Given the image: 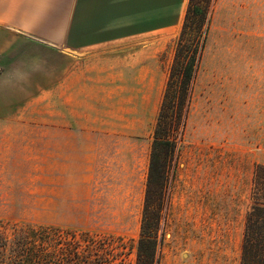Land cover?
<instances>
[{
  "label": "rangeland",
  "instance_id": "1",
  "mask_svg": "<svg viewBox=\"0 0 264 264\" xmlns=\"http://www.w3.org/2000/svg\"><path fill=\"white\" fill-rule=\"evenodd\" d=\"M210 8L179 154L168 172L159 264H238L253 167L264 164V0H213ZM180 29L166 30L158 53L165 79ZM163 87L135 94L133 108L114 110L112 123L41 124L6 142L0 220L135 244ZM134 259L133 248L123 264Z\"/></svg>",
  "mask_w": 264,
  "mask_h": 264
},
{
  "label": "crops",
  "instance_id": "2",
  "mask_svg": "<svg viewBox=\"0 0 264 264\" xmlns=\"http://www.w3.org/2000/svg\"><path fill=\"white\" fill-rule=\"evenodd\" d=\"M187 2L0 0V150L41 124L112 123L135 94L158 92V53ZM37 66L21 85V70ZM16 109L32 115H8Z\"/></svg>",
  "mask_w": 264,
  "mask_h": 264
},
{
  "label": "trees",
  "instance_id": "3",
  "mask_svg": "<svg viewBox=\"0 0 264 264\" xmlns=\"http://www.w3.org/2000/svg\"><path fill=\"white\" fill-rule=\"evenodd\" d=\"M212 1L187 2L151 132L143 211L135 244L60 226H18L0 220V264H123L125 254L133 248L134 264H159L157 233L168 172L179 154ZM238 264H264L263 163H256L251 175Z\"/></svg>",
  "mask_w": 264,
  "mask_h": 264
},
{
  "label": "clouds",
  "instance_id": "4",
  "mask_svg": "<svg viewBox=\"0 0 264 264\" xmlns=\"http://www.w3.org/2000/svg\"><path fill=\"white\" fill-rule=\"evenodd\" d=\"M29 55H30V54H29ZM37 72H39V67H38V66H37V67H34V68L31 70L30 73H29V72H24L23 70H21V75H20V77H19V82H20V84L22 85L26 79L30 78V76H31L32 74L37 73Z\"/></svg>",
  "mask_w": 264,
  "mask_h": 264
}]
</instances>
